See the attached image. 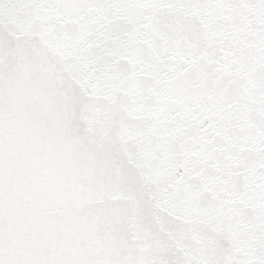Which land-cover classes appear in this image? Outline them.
Listing matches in <instances>:
<instances>
[{
	"label": "snow or ice",
	"instance_id": "snow-or-ice-1",
	"mask_svg": "<svg viewBox=\"0 0 264 264\" xmlns=\"http://www.w3.org/2000/svg\"><path fill=\"white\" fill-rule=\"evenodd\" d=\"M0 264H264V0H0Z\"/></svg>",
	"mask_w": 264,
	"mask_h": 264
}]
</instances>
